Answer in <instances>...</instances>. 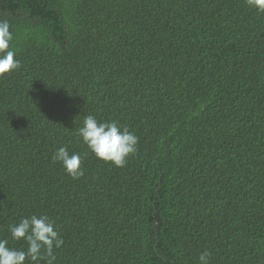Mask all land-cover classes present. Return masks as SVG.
<instances>
[{
  "label": "trees",
  "instance_id": "1",
  "mask_svg": "<svg viewBox=\"0 0 264 264\" xmlns=\"http://www.w3.org/2000/svg\"><path fill=\"white\" fill-rule=\"evenodd\" d=\"M0 20L21 65L0 75V239L26 250L9 226L47 215L52 264H264V12L0 0ZM89 114L138 137L125 166L79 137ZM62 146L82 177L52 160Z\"/></svg>",
  "mask_w": 264,
  "mask_h": 264
},
{
  "label": "clouds",
  "instance_id": "2",
  "mask_svg": "<svg viewBox=\"0 0 264 264\" xmlns=\"http://www.w3.org/2000/svg\"><path fill=\"white\" fill-rule=\"evenodd\" d=\"M246 3L257 11L264 12V0H246ZM13 34L7 20H0V75L18 69L19 59L10 48ZM88 149L100 160L111 162L117 167L125 166L127 158L137 151L138 137L117 121H98L94 115H86L83 126L78 129ZM54 162L61 163L68 175L78 179L84 175L83 157L79 153H70L66 146L59 147L53 157ZM14 240H25L26 250H17L8 246L7 239H0V264H25L30 259L33 264H39L47 258V264H52L54 249L63 244V239L56 229L55 222L47 215H32L22 218L18 223L9 226ZM211 253L207 250L199 256L200 264H209Z\"/></svg>",
  "mask_w": 264,
  "mask_h": 264
}]
</instances>
